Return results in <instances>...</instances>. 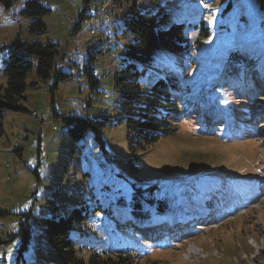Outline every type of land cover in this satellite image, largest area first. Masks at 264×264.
Here are the masks:
<instances>
[{
	"label": "rangeland",
	"instance_id": "rangeland-1",
	"mask_svg": "<svg viewBox=\"0 0 264 264\" xmlns=\"http://www.w3.org/2000/svg\"><path fill=\"white\" fill-rule=\"evenodd\" d=\"M28 1L47 10L39 17L44 30L36 31V18L24 14ZM136 6L154 14L161 29L183 26L192 47L188 96L200 94V105L223 108L225 119L211 127L212 113L205 114L211 125L206 121L209 127L199 132L198 119L176 117L168 135L130 147L115 78L143 68L125 58L136 41L123 28L132 1L0 3V94L7 85L5 46L17 40L59 46L56 69L69 76L53 88V76L41 81L33 67L18 100L23 111L0 110V264H63L42 231L43 219L58 220L78 207L89 216L78 251L86 263L95 253L122 251L136 257L133 264H264V10L255 0H136ZM152 63L156 68L136 76L142 89L158 70L183 68L180 56L165 52ZM88 65L97 79L93 89ZM73 115L106 118L100 140L88 131L72 144L63 118ZM135 199L143 201L140 213L174 219L175 229L138 233L129 222ZM26 213L32 235L18 261L15 234ZM187 219L206 227L181 233Z\"/></svg>",
	"mask_w": 264,
	"mask_h": 264
},
{
	"label": "trees",
	"instance_id": "trees-1",
	"mask_svg": "<svg viewBox=\"0 0 264 264\" xmlns=\"http://www.w3.org/2000/svg\"><path fill=\"white\" fill-rule=\"evenodd\" d=\"M15 1L18 0H0V3L5 8H8ZM88 1L83 0L84 3H88ZM123 1L127 0H111L115 4ZM131 1L132 8L126 12L123 28L125 31L132 33L136 37V41L126 49L125 58L143 68L140 71L136 70V73L130 72L129 69L125 70L122 75L115 78L122 98L121 120L127 129V141L129 143L132 141L130 147L134 145H152L158 139L168 135L174 130L172 127L175 125V122H178L177 120L175 121L176 117L180 119V116L190 115V119H198L201 124L198 125L196 122L194 124L198 125L196 130L199 132L206 131V127H209L207 122L211 125L210 117H205L207 112L212 113L214 125L211 127L217 125L215 122L216 118L219 119V123L223 121L225 119L224 113H226L223 108L218 112L213 106H209V104H207L208 106L200 105V100L203 101L200 94H196L193 99L191 98L193 95L188 96L190 90H193L194 87L192 83L189 85L184 83L188 76L191 77L189 75V67L192 65L190 63L192 60V47L182 31L183 26L172 24L165 29H161L158 27V20L154 14L138 11L136 0ZM255 1L264 10V0ZM23 12L28 16L36 18L34 22V25L37 27L36 31L44 30V25L39 17L46 13L47 10L39 3L36 1L26 2V8ZM76 14L78 18L82 17L81 11L77 10ZM78 29L79 26L75 24L71 33H75ZM5 48L6 52L3 55L2 62L4 64L3 73L7 78V85L3 95L0 94V110L23 111L18 105V100L21 99L26 89V78L33 67H35L36 77L41 81H46L53 76V88H56L58 82L66 80L69 77L56 69V63L62 56V50L57 45H43L40 42L27 43L17 40L10 45H6ZM158 52L180 56L183 64L182 67L184 68L183 73L174 74L158 70L156 80L151 87L149 89H142L137 83L136 76L143 72L146 67L156 68L152 61ZM239 55L241 54H236V57ZM33 59L35 63L32 61ZM85 73L90 81V87L92 89L95 88L97 79L93 75L89 65L85 67ZM195 77H198V73ZM32 84L35 85L34 83ZM195 87L197 86L195 85ZM186 107H189L190 110ZM197 109L201 111L200 115L196 114ZM63 121L71 125L68 129V135L72 144L83 137L88 131H92L95 139L100 140V131L108 123L106 118L102 120H90L75 115L65 117ZM144 201H147V199ZM142 204L143 201L139 199H135L134 202L130 203L131 217L141 219L138 222L146 221L152 223L149 217L137 210L138 206H143ZM156 205L157 209H159L160 204L157 203ZM83 210L82 207L74 208L69 214L59 217L58 220L43 219L42 231L51 248L57 251L62 263L133 264L132 258H136L129 254H117L115 256L109 254L106 257H102V255L95 253L91 256L88 263L85 262L78 252L82 248L79 245V239L83 236V227L89 218L87 212ZM2 214L3 212H0V215ZM22 216L24 219L19 222L18 231L15 234L20 240V246L17 250L18 261L22 257V252L28 247L32 235L28 214L26 213ZM155 220V228L153 229L150 227L140 229L136 226L133 228L139 230L140 232L138 231V233L141 234L147 232V235H145L148 236V233L154 229L155 231L161 230L163 226H169L171 223V219L167 218H157ZM208 220H210V217ZM138 222L136 224H140ZM146 222L141 224H145ZM183 228L180 230L184 231L185 228ZM194 233L199 234L201 232L193 230L191 234ZM161 234L163 235L162 230ZM152 236L153 238L155 236V240L157 238L159 245L163 247H166V244L168 245L166 241L159 240L156 235ZM168 237L171 238V235Z\"/></svg>",
	"mask_w": 264,
	"mask_h": 264
},
{
	"label": "bare ground",
	"instance_id": "bare-ground-1",
	"mask_svg": "<svg viewBox=\"0 0 264 264\" xmlns=\"http://www.w3.org/2000/svg\"><path fill=\"white\" fill-rule=\"evenodd\" d=\"M217 119V118H216ZM138 223H141V222H138ZM202 228H205L204 226Z\"/></svg>",
	"mask_w": 264,
	"mask_h": 264
},
{
	"label": "built area",
	"instance_id": "built-area-1",
	"mask_svg": "<svg viewBox=\"0 0 264 264\" xmlns=\"http://www.w3.org/2000/svg\"><path fill=\"white\" fill-rule=\"evenodd\" d=\"M102 168H103V166H102Z\"/></svg>",
	"mask_w": 264,
	"mask_h": 264
},
{
	"label": "water",
	"instance_id": "water-1",
	"mask_svg": "<svg viewBox=\"0 0 264 264\" xmlns=\"http://www.w3.org/2000/svg\"><path fill=\"white\" fill-rule=\"evenodd\" d=\"M204 226V225H203Z\"/></svg>",
	"mask_w": 264,
	"mask_h": 264
}]
</instances>
